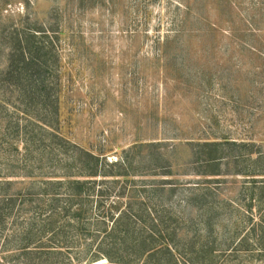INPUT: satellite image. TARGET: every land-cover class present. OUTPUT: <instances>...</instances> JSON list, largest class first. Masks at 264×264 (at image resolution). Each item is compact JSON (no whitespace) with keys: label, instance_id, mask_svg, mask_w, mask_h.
Returning a JSON list of instances; mask_svg holds the SVG:
<instances>
[{"label":"rangeland","instance_id":"374dc122","mask_svg":"<svg viewBox=\"0 0 264 264\" xmlns=\"http://www.w3.org/2000/svg\"><path fill=\"white\" fill-rule=\"evenodd\" d=\"M41 29L48 38L38 36ZM18 37L49 48L47 81L59 92V108L58 116L24 113L20 93L0 76V180L14 181L11 191L37 194L45 181L76 174L75 159L87 151L128 171L97 177L96 189L111 191L102 202L107 212L125 191L132 210L144 207V231L149 209L156 217L169 210L185 225L173 243L202 235L200 247L208 214L189 199L208 187L205 201L221 213L211 217V244L224 249L216 264H264L255 200L250 208L253 181L264 178L255 161L264 157V0H0V75ZM36 117L53 121L58 138L34 129L26 148L29 135L8 123L22 127ZM227 140L249 146L223 143L220 174L197 173L202 144ZM42 199L18 221L31 214L43 220ZM67 231L63 249L80 258L76 264H108L104 257L88 261L87 242ZM244 235L248 247L229 251ZM11 247L0 245V264H28Z\"/></svg>","mask_w":264,"mask_h":264},{"label":"trees","instance_id":"16d2710c","mask_svg":"<svg viewBox=\"0 0 264 264\" xmlns=\"http://www.w3.org/2000/svg\"><path fill=\"white\" fill-rule=\"evenodd\" d=\"M36 31L40 32L38 36H41V39L48 38L44 29ZM32 36L35 39L38 37L37 33ZM27 41L25 37L15 38V46L10 49L11 54L7 58L4 72L0 75L1 81H6L13 90L20 93L23 104L21 110L24 113L40 114L42 117H46L45 115L58 116L59 92L52 90L49 87L50 82L47 81L49 48L46 45L30 47ZM26 78L30 81L29 86L24 83ZM52 108H54L53 112ZM8 126L17 132L23 130L24 137L29 135L24 140L26 148L32 142L29 137L34 129L53 133L52 137L58 138L54 132V122L48 121L47 118L36 117V119L27 120V124L22 127L18 121L11 125L9 122ZM225 142L240 148L249 146L246 143L237 144L235 141L229 140L223 142L205 141L194 156V162L202 166L197 169V173L202 176L220 174L218 171L219 162L226 157L223 154V143ZM261 158L264 159V157ZM261 158L255 160L257 163H263L261 170L257 173L254 172L256 175H264V160ZM75 161L78 162L76 163L78 168L76 174L63 175L64 179L61 180L45 181L43 190L36 192L37 194H34L31 188L11 191L14 181L0 180L1 247L12 246L9 249L19 251V254L26 258L28 264H76L79 263L80 258L68 256L65 251L67 249H63L67 247L68 239H70L68 227L76 229L79 237L83 238L82 241L87 242L84 256L88 254V261L104 257L108 264H216L217 254L224 249L220 248L219 244L214 246L215 241L211 244L214 239L211 217L219 216L221 213L216 211L220 207L214 206L215 204L208 200L205 201L206 197L211 196L209 193H212L208 187L201 191L200 188H195L196 192L191 193L189 199L190 204L193 203V206L199 210H205L208 214V219H205L207 233H205V237L203 236L204 239L200 247L196 243L202 235L197 238L193 235L191 238L186 237L184 241L179 240L178 243H173V239L178 234L177 231L183 230L185 225H183V220L175 218L169 210L164 216L156 217L149 209L147 213L148 229L144 231V219L141 218L144 207L139 205L136 211L132 210L125 191L118 192L115 195L117 198L110 201L108 212L102 207L104 196H110L111 191H103L101 187L96 189L97 177L127 176L128 171L121 163L101 161L98 156L83 150ZM238 173L253 174L250 171H239ZM10 174L19 175L13 172ZM22 175L31 176L30 174ZM76 175L85 177V179L77 178ZM100 180L99 182H103L104 179ZM253 182L250 190L252 200L250 208L255 200L260 211L258 228L264 231V178ZM166 183L172 185L175 182H164L165 185ZM165 185L161 188L169 187ZM40 193L42 194L40 195ZM40 197L41 199L45 197L42 199L45 201L44 204L48 200L47 215L43 220L38 221L31 214L26 217L25 222L22 219L18 221L24 215V211L26 214L32 210L34 200L39 201ZM178 221L180 223H177ZM96 226H101V228H96ZM83 235L89 239H84ZM248 237L244 235L229 251H237V249L240 251L239 249H245L244 246L248 247ZM48 243L51 245H47ZM94 243L97 245L95 250L90 253ZM238 245L239 248H237ZM176 251L178 255H176Z\"/></svg>","mask_w":264,"mask_h":264}]
</instances>
